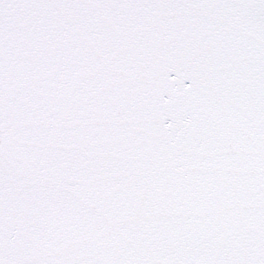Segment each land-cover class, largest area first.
Here are the masks:
<instances>
[{
    "label": "snow or ice",
    "instance_id": "snow-or-ice-1",
    "mask_svg": "<svg viewBox=\"0 0 264 264\" xmlns=\"http://www.w3.org/2000/svg\"><path fill=\"white\" fill-rule=\"evenodd\" d=\"M0 264H264V0H0Z\"/></svg>",
    "mask_w": 264,
    "mask_h": 264
}]
</instances>
